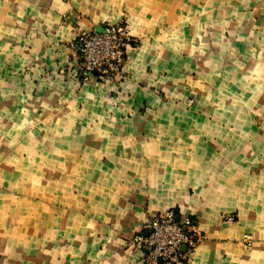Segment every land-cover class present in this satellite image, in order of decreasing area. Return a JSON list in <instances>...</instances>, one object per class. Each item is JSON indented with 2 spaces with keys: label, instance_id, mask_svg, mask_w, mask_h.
I'll use <instances>...</instances> for the list:
<instances>
[{
  "label": "crops",
  "instance_id": "0c3cea01",
  "mask_svg": "<svg viewBox=\"0 0 264 264\" xmlns=\"http://www.w3.org/2000/svg\"><path fill=\"white\" fill-rule=\"evenodd\" d=\"M120 21L127 79L81 82ZM168 208L189 264H264V0H0V264H145Z\"/></svg>",
  "mask_w": 264,
  "mask_h": 264
},
{
  "label": "built area",
  "instance_id": "2783aa9c",
  "mask_svg": "<svg viewBox=\"0 0 264 264\" xmlns=\"http://www.w3.org/2000/svg\"><path fill=\"white\" fill-rule=\"evenodd\" d=\"M132 42L126 21L79 29L68 44L78 60L77 78L83 83L126 80L127 50ZM224 218L232 221L235 216ZM201 238L196 220L168 208L150 218L145 232L134 236L131 246L143 252L145 264H189Z\"/></svg>",
  "mask_w": 264,
  "mask_h": 264
},
{
  "label": "rangeland",
  "instance_id": "374dc122",
  "mask_svg": "<svg viewBox=\"0 0 264 264\" xmlns=\"http://www.w3.org/2000/svg\"><path fill=\"white\" fill-rule=\"evenodd\" d=\"M121 22V21H120Z\"/></svg>",
  "mask_w": 264,
  "mask_h": 264
}]
</instances>
